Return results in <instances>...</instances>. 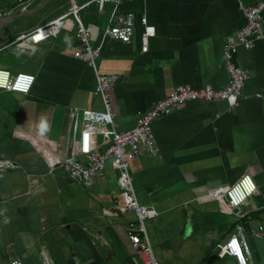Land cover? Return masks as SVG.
<instances>
[{"label":"crops","instance_id":"obj_1","mask_svg":"<svg viewBox=\"0 0 264 264\" xmlns=\"http://www.w3.org/2000/svg\"><path fill=\"white\" fill-rule=\"evenodd\" d=\"M70 2L0 0V64L36 76L27 94L0 89V126H10L11 142L0 147V264L12 255L24 264H144L125 228L135 213L114 201L116 169L107 165L89 185L73 181L61 166L49 169L50 154L77 147L81 119L72 126V108L103 106L93 91L95 72L73 55L79 40L72 15L57 36L25 45L16 38ZM112 6L100 0L79 9L92 43ZM117 10L134 12L132 39L107 38L96 66L119 75L109 88L119 128L134 125L139 112L177 83L227 81L223 40L244 24L237 0H121ZM141 13L154 35L143 33ZM235 60L249 72L235 105L224 98L182 102L151 122L157 154L144 149L129 158L138 200L158 209L144 222L158 264H238L229 254L219 256L217 245L237 223L250 263L264 264V234L252 233L258 221L264 225V39L239 46ZM244 173L256 190L236 214L209 191Z\"/></svg>","mask_w":264,"mask_h":264},{"label":"built area","instance_id":"obj_2","mask_svg":"<svg viewBox=\"0 0 264 264\" xmlns=\"http://www.w3.org/2000/svg\"><path fill=\"white\" fill-rule=\"evenodd\" d=\"M88 0L81 4L71 0L65 11L54 16L46 23L30 29L17 36L18 44L25 45L31 41H39L50 36H57L64 24L67 15H72L75 21L74 32L79 43L73 49V55L82 59L95 72L94 94L103 104L102 108L74 106L71 110L72 126L80 116L81 123L76 140L77 147L72 153L61 156L57 153L50 154L49 169L61 166L66 174L78 183L89 185L94 175L100 174L107 165L116 169L118 190L114 192L115 202L135 213V220H128L126 233L133 245L136 246L138 255L144 264H158L152 245L150 244L145 227V220L158 213L151 204H144L138 200L133 186L132 175L129 173L128 162L130 157L140 154L144 149L150 154L158 152L156 139L151 129L153 119L168 113L180 103L189 100L214 101L224 98L230 106L238 102L239 95L245 80L249 76L248 70L235 60V53L239 46L248 48L256 39H264V0L244 2L237 0V5L244 17V24L229 32L222 44L221 63L227 71L228 78L223 85L214 86L204 83L193 86L190 83H177L164 96L155 99L146 110L139 112L134 125L128 128H119L113 115V106L109 96L111 84L119 77L116 72H101L96 66V59L100 54L103 42L107 38H117L130 42L134 33L135 15L132 11L120 13L117 10L121 0H109L113 3L109 23L100 32V39L92 43L91 27L83 22L79 9L85 6ZM24 8V5L22 6ZM139 21L142 23L143 33L146 36L154 35V25L148 22L145 13H141ZM32 71L10 69L0 64V89L18 91L27 94L35 81ZM5 162L0 158V165ZM256 190V182L249 173L242 174L237 180L229 184L212 187L209 194L216 199H222L225 204L240 213V206L246 198ZM255 235L264 234V225L258 221L252 228ZM218 255L229 254L238 264H252L248 254L250 246L248 240L242 235L241 225L236 224V229L227 238L217 244ZM9 264H24L23 260L12 255Z\"/></svg>","mask_w":264,"mask_h":264},{"label":"rangeland","instance_id":"obj_3","mask_svg":"<svg viewBox=\"0 0 264 264\" xmlns=\"http://www.w3.org/2000/svg\"><path fill=\"white\" fill-rule=\"evenodd\" d=\"M11 72H14V71H11ZM9 93L13 96L22 95V93L18 91H9ZM9 127L4 126V125L0 126V147H7L11 143L10 138L8 136L10 133Z\"/></svg>","mask_w":264,"mask_h":264}]
</instances>
